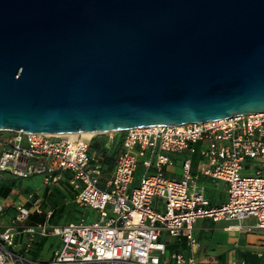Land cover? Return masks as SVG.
<instances>
[{
	"label": "water",
	"instance_id": "obj_1",
	"mask_svg": "<svg viewBox=\"0 0 264 264\" xmlns=\"http://www.w3.org/2000/svg\"><path fill=\"white\" fill-rule=\"evenodd\" d=\"M264 113V0H0V132Z\"/></svg>",
	"mask_w": 264,
	"mask_h": 264
},
{
	"label": "built area",
	"instance_id": "obj_2",
	"mask_svg": "<svg viewBox=\"0 0 264 264\" xmlns=\"http://www.w3.org/2000/svg\"><path fill=\"white\" fill-rule=\"evenodd\" d=\"M114 133L102 134L108 135L104 150L93 149L98 134H0V185L40 175L46 186L64 181L83 210L77 221L57 225L40 192L0 197V264H210L196 255L168 256L164 235L186 239L196 252L200 219L255 218L256 227L246 229L264 230V113ZM171 154L200 155L201 174L226 182L228 201L211 205L191 157L181 179L169 178L164 167L172 165ZM89 211L97 221L89 223ZM51 237L61 238L53 257H35L37 243Z\"/></svg>",
	"mask_w": 264,
	"mask_h": 264
},
{
	"label": "crops",
	"instance_id": "obj_3",
	"mask_svg": "<svg viewBox=\"0 0 264 264\" xmlns=\"http://www.w3.org/2000/svg\"><path fill=\"white\" fill-rule=\"evenodd\" d=\"M173 155H171L172 165L164 167L169 178L181 179L184 162L186 158L191 157L193 174L196 177L198 187H204L206 197L211 205L220 206L228 201L227 183L201 174L202 158L200 155L183 154L178 155V157H175L177 154ZM89 214L91 215L92 212L89 211ZM245 221L223 220L215 222L211 219H200L195 224L194 234L200 242L201 248L194 252L186 239L176 238L175 243L169 245L167 242L168 256L179 252L187 256L196 255L200 259L210 260V264H230L233 261H236V264L241 262L264 264V230H248L246 228L251 226H246ZM170 250L171 253L169 254Z\"/></svg>",
	"mask_w": 264,
	"mask_h": 264
},
{
	"label": "rangeland",
	"instance_id": "obj_4",
	"mask_svg": "<svg viewBox=\"0 0 264 264\" xmlns=\"http://www.w3.org/2000/svg\"><path fill=\"white\" fill-rule=\"evenodd\" d=\"M1 133H3V132H0V134ZM114 134L116 137L117 136L120 137L123 135V132H115ZM102 137L108 138V135H102V134L95 135L94 141L100 140V139H102ZM109 144L110 143H108V145ZM171 155L174 156L173 154H171ZM175 157H178V155H175ZM246 165H248V164H246ZM142 173H143V168L141 167L139 169L137 175H136V182H135L134 186L139 185L140 177H141ZM150 173H154V170H152ZM48 186L52 187V191H55L58 196H64L63 203L65 205L70 206L72 203L75 202L74 192L67 182L60 181L56 184L49 183ZM48 186L43 184V176L40 175V176H36V177L30 178V179L18 180L14 190L22 193L23 195H25L29 192H33V191L40 192L43 195V197L46 199V197L44 196V192ZM91 215H92V217L89 220V223L97 221L98 213L92 212ZM61 223H63V222H61ZM244 224L246 226H251V227L255 228L256 224H257V220L255 218L250 219V220L245 221ZM164 240L166 242H168L170 245L171 243H175L176 238L169 235V234H165ZM45 241H46V244H45L46 246H45L44 251L42 252L43 255H39L38 257L41 258L42 260H50L53 257L54 252L60 248L61 238L60 237H51ZM172 251H173V249H172ZM170 253H171V250L169 251V254ZM232 263L236 264V261H233ZM232 263L230 262V264H232Z\"/></svg>",
	"mask_w": 264,
	"mask_h": 264
},
{
	"label": "trees",
	"instance_id": "obj_5",
	"mask_svg": "<svg viewBox=\"0 0 264 264\" xmlns=\"http://www.w3.org/2000/svg\"><path fill=\"white\" fill-rule=\"evenodd\" d=\"M107 137L103 138L101 141L95 140L93 142V149L104 150ZM117 156V153L115 154ZM116 156L112 160L115 161ZM17 181L15 180H6L0 185V197H8L12 191L15 189ZM46 197L44 202V210L48 211L53 210L52 223L54 224H67L73 221H77L80 216L83 214V210L78 206L76 202L72 203L70 206H67L63 203L64 196H58L55 191H52V187L48 186L44 192ZM75 199V198H74ZM34 221H44V217L35 216ZM63 222V223H61ZM46 241L42 240L37 243L36 251L33 252L35 257L43 255L45 249Z\"/></svg>",
	"mask_w": 264,
	"mask_h": 264
},
{
	"label": "bare ground",
	"instance_id": "obj_6",
	"mask_svg": "<svg viewBox=\"0 0 264 264\" xmlns=\"http://www.w3.org/2000/svg\"><path fill=\"white\" fill-rule=\"evenodd\" d=\"M96 133H86V132H83V133H69L67 134L68 136H71L72 138H77L79 135H82L86 138H91L95 135ZM220 239V238H219Z\"/></svg>",
	"mask_w": 264,
	"mask_h": 264
}]
</instances>
